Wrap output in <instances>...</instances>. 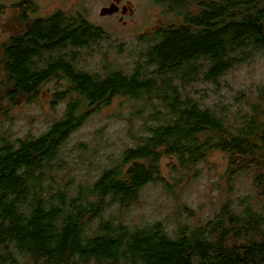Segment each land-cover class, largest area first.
I'll use <instances>...</instances> for the list:
<instances>
[{
	"label": "trees",
	"instance_id": "1",
	"mask_svg": "<svg viewBox=\"0 0 264 264\" xmlns=\"http://www.w3.org/2000/svg\"><path fill=\"white\" fill-rule=\"evenodd\" d=\"M155 1L167 20L143 37L150 45L130 74L110 64L104 73L80 68V49L110 38L81 12L38 16L34 0L0 4V17L10 8L18 29L0 58V264H264V85L251 111L232 123L187 94L200 74L217 83L264 52V0ZM69 48L72 54L63 53ZM52 78L67 82L50 101L64 104L63 117L37 137L2 134L3 119H13L8 109L36 98ZM114 97L139 103L137 145L93 182L59 181L56 174L68 168L63 145ZM214 151L227 156L230 188L250 175L258 208L245 199L238 211L229 191L214 219L173 233L162 220L106 216L112 205L130 209L149 184L177 187ZM166 157L175 160L174 182L162 172Z\"/></svg>",
	"mask_w": 264,
	"mask_h": 264
},
{
	"label": "rangeland",
	"instance_id": "2",
	"mask_svg": "<svg viewBox=\"0 0 264 264\" xmlns=\"http://www.w3.org/2000/svg\"><path fill=\"white\" fill-rule=\"evenodd\" d=\"M17 1L0 0V4L11 5ZM34 1L39 8L38 16H47L56 11L81 12L94 25L110 34V38L103 39L99 45L80 49V68L99 73H104V66L108 64L127 74L132 73L136 65L145 59L142 53L150 45L143 37H147L167 20L162 7L155 0H121L127 7L126 13L111 16H104L101 11L117 0ZM15 20L14 11L10 8L0 17V58L4 43L18 31L13 25ZM63 53L72 54V49H65ZM256 53L250 60L223 75L217 83L205 80V74H200L199 79L188 86L187 94L202 106L224 113L231 123L235 122L237 116L251 111V103L259 99L260 87L264 85V52ZM53 55L58 56V52ZM66 86L67 82L62 78H52L43 83L36 98L26 99L8 109L13 116L12 120L1 115L4 118L1 133L13 140L45 133L53 120H59L64 115V104H59L60 100L55 104L50 101ZM4 99L0 98V105L4 106ZM137 108L138 102H131L126 97H114L109 105L92 112L63 145L60 157L67 162L68 168L58 172L57 179L61 181L73 176L77 184L93 182L103 168L113 165L114 159L124 149L136 146L138 140L134 139V135H141L144 124L141 117L133 114ZM152 109H145L144 116L148 117ZM174 163L175 160L170 157L162 160V172L171 182L176 177L172 171ZM227 166V156L214 151L193 173L182 176L177 187L166 189L149 184L130 209L119 210V205H112L106 216L113 212L114 217L129 224L133 221L162 220L168 231L173 233L179 225L195 226L214 219L229 197V191L232 192L230 198L238 211L243 209L240 202L245 199L249 201L248 205L258 208L260 198L251 183L250 175L238 176L230 188L225 176Z\"/></svg>",
	"mask_w": 264,
	"mask_h": 264
},
{
	"label": "flooded vegetation",
	"instance_id": "3",
	"mask_svg": "<svg viewBox=\"0 0 264 264\" xmlns=\"http://www.w3.org/2000/svg\"><path fill=\"white\" fill-rule=\"evenodd\" d=\"M123 2L121 0H117L116 2H113L111 6L115 5L114 8H115V11L112 12L111 14H107V15H104V16H111V15H116L117 13H120L121 14H125L126 13V5L122 4ZM123 19V16L121 18V20Z\"/></svg>",
	"mask_w": 264,
	"mask_h": 264
},
{
	"label": "water",
	"instance_id": "4",
	"mask_svg": "<svg viewBox=\"0 0 264 264\" xmlns=\"http://www.w3.org/2000/svg\"><path fill=\"white\" fill-rule=\"evenodd\" d=\"M115 5L113 6H110V7H104L101 11V14L102 15H107V14H111L112 12L115 11V8H114Z\"/></svg>",
	"mask_w": 264,
	"mask_h": 264
}]
</instances>
